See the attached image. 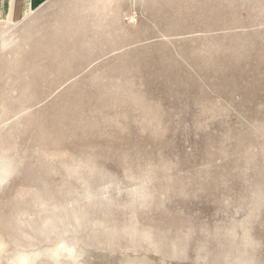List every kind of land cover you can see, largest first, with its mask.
I'll return each mask as SVG.
<instances>
[{"label":"rangeland","instance_id":"obj_1","mask_svg":"<svg viewBox=\"0 0 264 264\" xmlns=\"http://www.w3.org/2000/svg\"><path fill=\"white\" fill-rule=\"evenodd\" d=\"M21 251L264 264V0H48L0 22V264Z\"/></svg>","mask_w":264,"mask_h":264},{"label":"crops","instance_id":"obj_2","mask_svg":"<svg viewBox=\"0 0 264 264\" xmlns=\"http://www.w3.org/2000/svg\"><path fill=\"white\" fill-rule=\"evenodd\" d=\"M48 0H0V22L19 21Z\"/></svg>","mask_w":264,"mask_h":264},{"label":"bare ground","instance_id":"obj_3","mask_svg":"<svg viewBox=\"0 0 264 264\" xmlns=\"http://www.w3.org/2000/svg\"><path fill=\"white\" fill-rule=\"evenodd\" d=\"M18 21H5L3 22L4 24H14ZM51 251V256L54 258L55 262H58V258L61 255V252L63 254V252L65 251V253L67 252V255L70 256L73 261H74V256H73V248L69 245H67L64 241L60 240L59 242H57L54 247H52L51 249H49ZM36 253L34 252H24L21 251L19 253L16 254V257L14 259V261H12L13 264H33V258Z\"/></svg>","mask_w":264,"mask_h":264}]
</instances>
